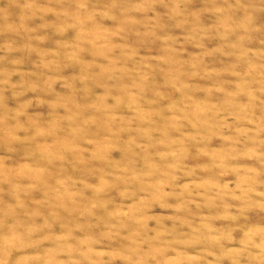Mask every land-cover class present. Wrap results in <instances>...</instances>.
I'll return each instance as SVG.
<instances>
[{
	"label": "rangeland",
	"instance_id": "374dc122",
	"mask_svg": "<svg viewBox=\"0 0 264 264\" xmlns=\"http://www.w3.org/2000/svg\"><path fill=\"white\" fill-rule=\"evenodd\" d=\"M0 264H264V0H0Z\"/></svg>",
	"mask_w": 264,
	"mask_h": 264
}]
</instances>
